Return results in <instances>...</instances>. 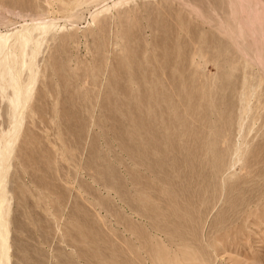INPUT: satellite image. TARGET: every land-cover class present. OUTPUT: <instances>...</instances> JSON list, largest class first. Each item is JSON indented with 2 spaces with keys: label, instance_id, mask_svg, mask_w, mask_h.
<instances>
[{
  "label": "rangeland",
  "instance_id": "374dc122",
  "mask_svg": "<svg viewBox=\"0 0 264 264\" xmlns=\"http://www.w3.org/2000/svg\"><path fill=\"white\" fill-rule=\"evenodd\" d=\"M0 184L10 264H264V0H0Z\"/></svg>",
  "mask_w": 264,
  "mask_h": 264
},
{
  "label": "bare ground",
  "instance_id": "6f19581e",
  "mask_svg": "<svg viewBox=\"0 0 264 264\" xmlns=\"http://www.w3.org/2000/svg\"><path fill=\"white\" fill-rule=\"evenodd\" d=\"M1 226H4V223H1V214H0V264H10L8 258V252H7L8 230L6 228L3 229V227Z\"/></svg>",
  "mask_w": 264,
  "mask_h": 264
}]
</instances>
